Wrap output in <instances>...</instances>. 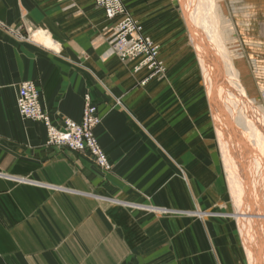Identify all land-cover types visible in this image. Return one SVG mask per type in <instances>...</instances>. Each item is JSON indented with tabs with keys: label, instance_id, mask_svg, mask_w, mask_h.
I'll list each match as a JSON object with an SVG mask.
<instances>
[{
	"label": "crops",
	"instance_id": "1",
	"mask_svg": "<svg viewBox=\"0 0 264 264\" xmlns=\"http://www.w3.org/2000/svg\"><path fill=\"white\" fill-rule=\"evenodd\" d=\"M254 1L201 12L215 44L192 21L196 5L122 0L165 65L150 77L135 71L140 58L106 57L114 20L95 0H0V264H251L222 144L238 178L250 142L229 82L260 97L264 0ZM25 81L58 128L80 122L91 98L110 170L47 144L45 124L18 109Z\"/></svg>",
	"mask_w": 264,
	"mask_h": 264
},
{
	"label": "bare ground",
	"instance_id": "2",
	"mask_svg": "<svg viewBox=\"0 0 264 264\" xmlns=\"http://www.w3.org/2000/svg\"><path fill=\"white\" fill-rule=\"evenodd\" d=\"M250 1H251L250 5L252 6V4H254V0H250ZM215 2H216L215 0H183V5H186V8L189 7L188 9H191V7H194V5L197 6L196 16L193 17L192 21L193 22L195 21V23L198 25L201 18H203L204 23L202 25L204 26L206 33L210 35L209 36L210 39L212 41L214 40L216 44L217 34L216 33L214 34L212 32V29H210V26L208 25V23H206L208 22L207 21L208 18L204 15H202L201 17V12L203 14L204 12H207L206 9H208L209 6L210 8L216 7L217 2L216 3ZM200 4L202 7H200ZM112 26L110 28L111 33H112ZM45 38L47 39V41L49 40L48 37H45ZM109 42H110V48H111V37H110ZM110 48L106 53L107 54L106 57H108V54L110 53ZM202 59H205V58H202ZM205 61L206 60H204L203 62L205 63ZM206 64L207 63H205V65ZM226 68L228 69L227 70L228 74H231V72L234 71V69H236V67L233 69L231 64H228ZM207 74L209 75V73ZM208 78L210 79V76H208ZM210 82H211V79H210ZM260 87H261L260 95L264 96V89L262 86ZM229 90L232 92V94L230 92V96L232 95L234 97L233 99H231L230 103H231L233 112L235 111L237 126L240 128V130L244 132L245 134L244 137H246L249 140L250 145L252 146V149L247 148V152H246L248 163L247 162L246 163L242 162L243 164L240 163L241 167L240 166L238 167L240 168V170L238 169V171H240L239 172L240 174L238 173L237 174L238 178H235L234 176L236 174H234V168L238 166V163L235 160L236 151L234 152V150L230 148L229 144H227L225 140H224L225 142L223 141L224 143L222 142L223 151H224L225 158H226L227 170L230 172V177H231L230 180H231V184L233 187V193H234V198H235V203H236V210L233 213V215L235 218H237L239 227L242 231L243 242L249 254L251 264H264V109H262L263 107L260 108L255 105V103H258V102L260 103L261 99H264V98L261 96L259 98H256L255 100H247L246 97L244 98L243 97L244 96L243 87L242 85H240V83L235 77L230 79ZM226 94H229V93L226 92ZM227 106L230 107V104ZM233 134L236 135V132ZM259 145H261V147ZM249 150H251L252 156L250 155V152H248ZM256 153H257V156H256ZM233 157L234 159L232 160ZM244 169H246V171ZM256 255L260 256V258H258L259 263L258 261H256V258H255L257 257Z\"/></svg>",
	"mask_w": 264,
	"mask_h": 264
},
{
	"label": "built area",
	"instance_id": "3",
	"mask_svg": "<svg viewBox=\"0 0 264 264\" xmlns=\"http://www.w3.org/2000/svg\"><path fill=\"white\" fill-rule=\"evenodd\" d=\"M95 1L104 9L106 16L114 20L108 56H116L122 61L140 58L135 71L145 68L149 71L150 77L164 73L165 65L158 58V46L142 33L141 27L126 9L122 0ZM17 104L23 117L45 124L48 145L80 152L102 169L110 170L111 163L108 155L95 135L100 117L88 95L85 96L81 121L75 122L67 119L63 128L53 125L47 113L42 109L40 94L34 82L25 81L21 84Z\"/></svg>",
	"mask_w": 264,
	"mask_h": 264
},
{
	"label": "rangeland",
	"instance_id": "4",
	"mask_svg": "<svg viewBox=\"0 0 264 264\" xmlns=\"http://www.w3.org/2000/svg\"><path fill=\"white\" fill-rule=\"evenodd\" d=\"M217 3H219L220 2V0H215ZM215 2V3H216ZM254 4H255V1H254ZM264 6V5H263ZM191 9H192V7H191ZM38 39H40V40H43L44 42H46L48 45H51V40H50V38L48 37V41H47V39L45 38V37H40V36H36ZM109 48H110V45H109V47H108V49H107V51L109 50ZM107 51H106V53H107ZM105 53V54H106ZM109 57V56H108ZM252 61H253V66H255V70H256V72H257V75H258V80H259V82H260V86H262L263 87V89H264V60H262V61H258V59L257 58H252ZM261 97H263L264 98V96H262V95H260ZM255 105L256 106H258V107H263L262 109H264V99H261V101H260V103L258 102V103H255ZM247 145H248V147L247 148H251L252 149V146L249 144V143H247ZM262 145V144H261ZM261 145H259L260 147H261ZM259 147V148H260ZM256 156H257V153H256ZM260 158H261V156H260ZM243 163H245V161H243ZM247 163H248V161H247ZM234 209H236V207H234Z\"/></svg>",
	"mask_w": 264,
	"mask_h": 264
}]
</instances>
